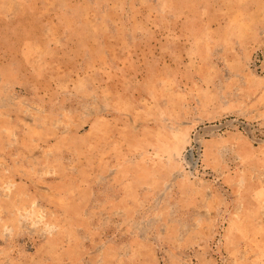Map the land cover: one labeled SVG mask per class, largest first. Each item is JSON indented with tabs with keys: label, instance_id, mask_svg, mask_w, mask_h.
I'll use <instances>...</instances> for the list:
<instances>
[{
	"label": "rangeland",
	"instance_id": "374dc122",
	"mask_svg": "<svg viewBox=\"0 0 264 264\" xmlns=\"http://www.w3.org/2000/svg\"><path fill=\"white\" fill-rule=\"evenodd\" d=\"M0 264H264V0H0Z\"/></svg>",
	"mask_w": 264,
	"mask_h": 264
}]
</instances>
